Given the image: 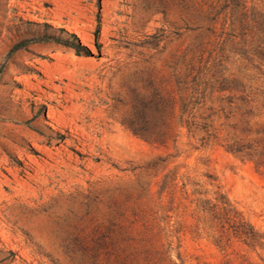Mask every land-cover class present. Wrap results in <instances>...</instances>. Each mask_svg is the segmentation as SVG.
Wrapping results in <instances>:
<instances>
[{
    "label": "rangeland",
    "instance_id": "374dc122",
    "mask_svg": "<svg viewBox=\"0 0 264 264\" xmlns=\"http://www.w3.org/2000/svg\"><path fill=\"white\" fill-rule=\"evenodd\" d=\"M65 1L0 0V159L10 163L0 166V264H115L111 223L132 224L137 239L143 216L165 227L178 264L177 250L183 264H264V246H217L196 208L219 191L264 235V166L222 145L236 137L261 151L264 113L244 134L230 93L208 90L202 111L219 140L201 145L162 100L178 99L184 73L215 74L214 56L259 94L264 64L220 25L197 52L207 0ZM246 2L264 11V0ZM167 122L178 136L165 145L128 127L156 137ZM32 141L54 149L32 160L36 179L17 178L11 164L38 151Z\"/></svg>",
    "mask_w": 264,
    "mask_h": 264
},
{
    "label": "trees",
    "instance_id": "16d2710c",
    "mask_svg": "<svg viewBox=\"0 0 264 264\" xmlns=\"http://www.w3.org/2000/svg\"><path fill=\"white\" fill-rule=\"evenodd\" d=\"M204 5L206 6L202 8V17L208 25L199 33V41L195 47L197 52L204 51L213 44L210 37H213L216 43L218 42L216 39H219V36L216 35L215 30L217 25H220L222 30L229 27L234 33L238 32L242 43L241 54L251 60L254 58L250 57L253 53V56H256L259 63L263 65L264 11L248 7L246 0H207ZM71 37L75 44L81 47L76 36L72 35ZM213 52L214 49L211 53ZM213 58L214 61L211 63L210 68H215V74L206 77L201 70H198L195 75L184 73L180 92L177 96L178 99L170 94L166 95V98L164 95L162 96V100H166L167 103V112L174 116L178 107L179 116L182 118L180 127L186 128L188 134L193 137H198L201 145L219 140L218 129L213 125L211 116H204L202 111L208 90H210V94L214 92L230 93L228 96L229 102L235 103V106L232 107L235 110L232 111L238 114L242 126L241 132L244 134L251 131L252 119L264 113L261 110V108H264V91L259 94L253 92L248 84L249 80L245 76L242 78L235 75L224 77L223 70H220L222 69L221 60H217V56ZM189 65H191L190 70L193 71L195 69L194 65L192 63H189ZM184 116H187V118L184 119ZM128 127L135 135L141 136L147 141L163 145L172 137L175 141L178 136L175 126L170 122L161 126L156 137H153L151 133L147 134L146 128L133 124ZM227 141L226 144H222L226 151L243 159L255 161L256 167L264 166V144L262 150L259 151L257 148L245 146L236 137H232L231 140ZM215 194L214 201L197 199L196 204L198 212L207 214L213 225L212 228L214 227L215 232L212 236L214 243L219 247H223L226 242L234 237L251 248H262L264 246V235L246 220L243 212L237 209L225 195L219 191H215ZM140 225L142 231L139 238L136 239L127 234V229L133 228L132 224L128 226L122 222L111 223L110 243H116L118 247H122V250L113 255L114 263L178 264L172 256V241L169 240L166 233L162 236L165 227H162L156 218L150 221L144 216L140 220ZM115 231L119 233L116 237L115 233L113 234ZM125 247L133 249L126 250ZM176 256L180 264H183L178 250Z\"/></svg>",
    "mask_w": 264,
    "mask_h": 264
},
{
    "label": "bare ground",
    "instance_id": "6f19581e",
    "mask_svg": "<svg viewBox=\"0 0 264 264\" xmlns=\"http://www.w3.org/2000/svg\"><path fill=\"white\" fill-rule=\"evenodd\" d=\"M65 2H67V0ZM98 3H99V0H95V6L96 7H97ZM98 18L99 17H98V8H97V11H96V19L98 20ZM56 26H62V25L59 24V23H57ZM68 30L70 32H73V30H71V28H68ZM83 42L85 44H88V42L86 40H83ZM53 128L55 130H57V127L56 126H53ZM32 143H33L34 146H36V148H37L38 151H35L34 152V155H30V156L28 155L30 157L29 160L25 159L24 158V155L25 154H23V155L20 156L21 161H17L16 163L11 164V166L18 173L17 174L18 175L17 178H24V177L26 178V177H28V178H30V180L31 179L33 180L34 178L36 179V177L34 176L35 175L34 171L35 172H37V171L32 169L33 168V164H34L33 163L34 161H32V160L33 159H41L42 156L49 155L53 151V149H54L52 145H48V146L47 145L46 146L45 145H39L35 141H32ZM2 164H5V165L8 164L9 165L10 163L7 160H5L4 158H1L0 159V166H2Z\"/></svg>",
    "mask_w": 264,
    "mask_h": 264
}]
</instances>
